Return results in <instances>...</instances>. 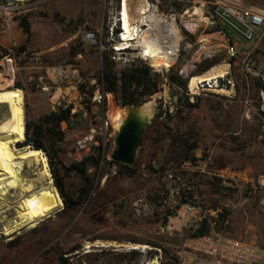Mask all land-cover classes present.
Returning <instances> with one entry per match:
<instances>
[{"label":"rangeland","instance_id":"1","mask_svg":"<svg viewBox=\"0 0 264 264\" xmlns=\"http://www.w3.org/2000/svg\"><path fill=\"white\" fill-rule=\"evenodd\" d=\"M226 1L264 12V0ZM103 8L104 0H26L12 6L0 1V23H7L9 28L0 35V86L11 79L10 87L24 92L25 124L37 122L59 106L71 105L70 121L56 129V156L51 159L42 150L53 184L52 166L57 164L68 173V196L75 199L82 188L88 189L73 209L63 211V204L35 227L22 228L10 239L0 240V264H60V256L66 264H145L156 257H161V264H175L177 244L195 233L204 220L207 232L264 247V36L249 42L228 30L238 48L251 50L259 75L245 76L231 62L234 94L206 91L190 98L184 92L187 78L178 75V69L195 62V39L212 42L213 35L210 28L203 29L204 23L184 30V42L192 45L163 71L159 90L147 99L155 98V109L137 149L133 170L113 162L111 154L109 159L86 165L87 183L84 175L66 170L73 163L69 151L74 136L98 127L103 117L109 120V110L127 108L119 106L114 94L104 90L101 76L103 67L109 66L119 75L129 66L84 46L80 39L81 25L97 26ZM23 17L30 26L27 40L19 24ZM220 44L212 48V57L205 56V48L202 50L194 64L195 74L227 64L221 39ZM8 61L11 75H6ZM176 76L178 80L172 81ZM101 86L112 95L109 105L105 98L93 100ZM5 114L6 107L1 106L0 120ZM108 129L112 133L113 128ZM50 142V138L45 139L47 147ZM185 153L188 159L183 158ZM38 167L24 176L35 178ZM13 194L7 195L10 207L0 209L5 226L16 214ZM223 213L226 224L221 220ZM150 235H160L166 241L164 247L133 242ZM95 240L148 247H85Z\"/></svg>","mask_w":264,"mask_h":264},{"label":"built area","instance_id":"2","mask_svg":"<svg viewBox=\"0 0 264 264\" xmlns=\"http://www.w3.org/2000/svg\"><path fill=\"white\" fill-rule=\"evenodd\" d=\"M5 1L10 6L19 1ZM198 1L205 3L208 14L206 27L211 29L213 41L197 38L193 43L196 45L194 56L199 61L206 49L205 56L214 55L213 47L220 44V39L226 50L228 69L223 76L208 80H202L191 88L189 82L194 73L195 62H187L178 69V75L187 78L185 95L192 98L203 92H216V89L224 88L228 95L234 94L235 79L230 73L229 67L232 62L237 64L238 70L245 76L259 75L255 72L251 50H243L233 42L228 35V30L235 32L240 38L253 42L258 36H264V12L252 7L233 1L226 0H104L103 14L100 22L95 27L81 25L80 39L84 46L95 48L101 53H108L109 57L122 66H130L132 62L142 61L151 68V72L163 74L168 71L179 58L183 49H188L192 44L184 42V30H194L196 24L181 23L183 12ZM153 15L160 17L159 28L169 33L175 27L180 40L177 48V56L170 66H155L149 61L148 48L142 41L144 31H153L156 28L151 24ZM5 22L0 23V35L8 31ZM59 69L58 74L60 75ZM109 105L112 102L111 93L104 92L103 87L97 89L93 100H104ZM61 124H65L62 121ZM112 127L110 120L102 118L98 127H92L88 131L80 132L74 136L69 151L73 162H81L87 156H93L98 160L109 159L115 143L116 130L110 133L108 127ZM110 138L111 144H109ZM96 152V154L94 153ZM224 224L227 220L223 221ZM5 219L0 212V240L10 239L2 232ZM161 264V257H156ZM151 259L145 264H149ZM175 264H264V247L246 240L229 237L217 232H207L202 235L188 236L181 240L180 245L174 251Z\"/></svg>","mask_w":264,"mask_h":264},{"label":"bare ground","instance_id":"3","mask_svg":"<svg viewBox=\"0 0 264 264\" xmlns=\"http://www.w3.org/2000/svg\"><path fill=\"white\" fill-rule=\"evenodd\" d=\"M15 1L25 2L26 0ZM207 14L208 9L205 3L198 1L183 12L180 22L196 24L198 21L190 20L193 18L203 20L204 18L205 21L199 23H206ZM159 22L160 17L153 15L151 24L156 29L144 31L141 43L148 48L150 54L149 61L151 63L155 66L167 67L176 59L180 36L175 27L169 33L162 31L159 28ZM7 67L6 75H11L9 61L7 62ZM227 68L228 65L225 63L216 64L205 72L192 77L189 86L192 88L199 81L223 76ZM7 83L6 86H0V107H6V114L0 120V209L1 207H10L7 195L14 196L13 193H15L16 199L13 201L15 204L12 208H14L16 214L8 226L6 225L2 228L3 234L10 237L14 234H19V230L22 228L35 227L41 220L62 208L64 203L52 182L47 157L43 150L30 145L17 146V143L25 140V98L24 92L20 88L10 87L11 79H7ZM216 92L227 93L228 91L220 88L216 89ZM154 109V97L145 101L142 105L143 115L149 118L153 114ZM126 111L127 108H119L113 112L108 111L107 116L114 130L118 129L126 115ZM37 166H40V168L38 167L39 170L36 171L35 178L24 176L25 172L27 173ZM184 209L189 210L187 207H184ZM90 246H123L127 249H137V247L144 249L148 247L146 245H138L137 243H118L106 240H95L93 243L85 245V247ZM149 264H158V261L156 258H153Z\"/></svg>","mask_w":264,"mask_h":264},{"label":"trees","instance_id":"4","mask_svg":"<svg viewBox=\"0 0 264 264\" xmlns=\"http://www.w3.org/2000/svg\"><path fill=\"white\" fill-rule=\"evenodd\" d=\"M19 24L21 25L27 40L30 35V26L24 17L19 21ZM176 78L178 77L176 76L175 78H172V81L178 80ZM101 82L104 86L105 91L112 92L114 94L115 100L117 101L119 106L128 107L133 104L145 102L151 95L159 90L160 74L151 72V68L142 61H135L132 62L129 67L121 70L119 72V75L111 72L109 66L103 67ZM70 112L71 105H62L58 107L57 111H52L48 114L43 115L35 123L26 121L25 140L18 143V145H30L37 149H43L49 154L51 159H53V157H55L57 153V149L54 147V137L56 136L57 132L56 129H58L62 121H70ZM47 138L51 139L50 145L48 147L45 145V139ZM192 148L193 147L189 148V150H191ZM183 158L188 159L189 155L185 153L183 154ZM97 162V158L93 156H87L81 162H73L70 167L66 168V170H75L76 172L85 176L84 173L86 170V165ZM121 166L125 170H133V168H129L124 165ZM52 171L54 176V184L63 198L64 207L62 210L67 211L73 209L78 203H80L81 199L87 195L88 189L82 188L77 198L73 199L65 192V178L67 177L68 173L65 171L62 172L61 168L57 164H54L52 166ZM84 179L86 181L85 183H87L89 180V178L86 176L84 177ZM221 217L222 222L226 220V213L221 214ZM205 225L206 222L204 220L201 223L200 228L191 236L207 233ZM133 242L151 244L154 247L161 248L164 247L163 245L166 241H164L160 235H150L145 238L136 239ZM179 245L180 243L177 244L176 249ZM65 261L66 260L63 256L59 257L60 264H66Z\"/></svg>","mask_w":264,"mask_h":264},{"label":"water","instance_id":"5","mask_svg":"<svg viewBox=\"0 0 264 264\" xmlns=\"http://www.w3.org/2000/svg\"><path fill=\"white\" fill-rule=\"evenodd\" d=\"M143 103L127 107L126 115L116 130L114 138L115 148L111 154V160L129 168L134 166L137 149L142 142L145 128L150 122V118L143 115ZM50 217L51 215L47 218Z\"/></svg>","mask_w":264,"mask_h":264},{"label":"crops","instance_id":"6","mask_svg":"<svg viewBox=\"0 0 264 264\" xmlns=\"http://www.w3.org/2000/svg\"><path fill=\"white\" fill-rule=\"evenodd\" d=\"M244 50V49H243ZM91 243V242H90Z\"/></svg>","mask_w":264,"mask_h":264}]
</instances>
